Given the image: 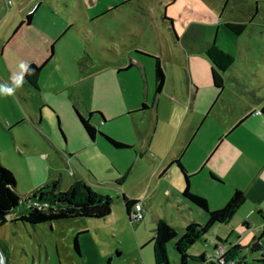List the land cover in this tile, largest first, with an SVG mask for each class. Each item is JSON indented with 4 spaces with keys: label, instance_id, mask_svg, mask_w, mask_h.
Returning <instances> with one entry per match:
<instances>
[{
    "label": "rangeland",
    "instance_id": "rangeland-1",
    "mask_svg": "<svg viewBox=\"0 0 264 264\" xmlns=\"http://www.w3.org/2000/svg\"><path fill=\"white\" fill-rule=\"evenodd\" d=\"M42 2L34 27L42 29V22L58 34L55 38L50 35L46 46V59L51 54L52 58L41 71L38 91L23 84L13 96H0V162L13 172L20 196L52 179H59L60 190L66 191L68 182L77 178L85 180L96 192L111 196L112 213L105 218H73L38 225L8 221L0 227L6 264H134L140 256L137 239L148 242L155 234L157 219L168 221L179 236L186 220L195 219L189 206L180 204L177 197L179 172L170 168L162 175L168 162L160 173L155 172L172 150L170 143L173 130L179 126L188 64L195 78L209 76L206 61L211 62L205 49L215 43L235 58L243 75L252 79V69L264 66V0ZM16 5L15 0L12 4L0 0V84L8 86H13V81H9L4 60L12 65L16 57L27 51L23 34L11 39L13 28L3 39ZM227 22L244 23L246 29L238 35L226 26ZM149 55L162 59L166 73L157 109L165 110L166 115H161L157 132L154 59ZM137 60L142 65L136 64ZM130 63L133 66L127 68ZM227 88L224 96L228 99L233 90ZM144 104L148 108L143 109ZM76 109L93 125L102 127L103 133L120 141L128 140L132 147L116 149L99 135L101 145L107 148L91 146L69 155L66 143L69 140L71 146L76 142L80 130L93 141ZM149 145L155 155L147 152ZM186 146L182 145L180 151ZM227 180L224 190H231L233 183L242 184L237 176ZM197 185L206 191L201 178ZM242 190L250 200L247 187ZM124 194L141 199L145 215L141 221L131 222ZM239 217L237 213L232 217L234 229L231 223L211 228L191 246L190 254H206L209 259L217 236L224 240L229 237L230 243L241 244L240 257H246L249 264H264L259 261L260 254L249 248L254 236L260 234L257 226L252 223L248 235L242 236L246 226ZM76 236L81 253L74 246ZM173 243L169 244L171 261L177 264Z\"/></svg>",
    "mask_w": 264,
    "mask_h": 264
},
{
    "label": "crops",
    "instance_id": "crops-1",
    "mask_svg": "<svg viewBox=\"0 0 264 264\" xmlns=\"http://www.w3.org/2000/svg\"><path fill=\"white\" fill-rule=\"evenodd\" d=\"M7 1L9 4H12V0ZM15 2L17 3V10L3 39H6L10 29L13 28L14 32L11 39H15L18 34H23L22 36L26 37L27 41V51L24 55L16 57L12 65H9L6 59L4 60L10 82L13 81L15 75L19 74V64L21 62L29 65H44L45 67L52 58L51 54L46 59L48 55L46 47L49 43L48 40L58 35L54 32L53 27H50L49 30V27L44 26L42 22L39 23L42 29H36L34 27L39 7L43 3L42 0H15ZM30 13H33V15L31 20L28 21V15ZM50 35L53 36L50 37ZM44 59L46 60L42 63ZM136 64L142 65L139 60H137ZM206 64L210 67L209 76L205 77L202 75L203 78H200V80L195 78L191 72L190 64H188L187 86L186 91L184 87L182 88L184 99L179 110L180 120H177L179 126H176L175 130H173L174 138L170 143L172 150L166 161L159 165L155 172L160 173L163 165L167 162L168 165L162 175L170 168H174L179 172L181 184L179 185V192L177 194L180 200L178 201L180 204L183 203L189 206L190 212L195 216V219L186 220L187 222L196 221L198 223L203 222L204 224L207 221L208 215L205 211L196 207L183 197L185 180L177 165L171 164L175 158L180 157L183 165L190 174L192 191L195 194L205 197L209 202L211 210L223 207L237 189L242 190L244 187H247V192L252 197V200L247 199L246 192L242 190L245 193L246 200L236 213L239 214V220L242 222V225L246 226V231L242 230L240 233L242 236L245 235L246 237L248 235L252 223H255L258 232H260V234L254 236L252 242L249 244L250 248L251 244L264 231V113L261 112L264 101V75L261 73L264 72V66L260 65L257 68L254 66L255 69H252V79H248L242 74L240 67H236L234 63L232 68L223 74V88L218 89L213 82L212 65L208 61H206ZM129 65L127 68H129ZM153 83L155 86V63ZM24 84L33 90L38 91L40 88V85L39 88H33L25 82ZM228 86L233 91L230 92L231 98L227 99L224 94ZM103 94L108 97V93L104 92ZM158 100L159 95L156 97L154 104L156 111L160 106ZM231 103L233 107H230ZM223 108H226V113H222ZM96 109L102 108L97 107ZM162 114L166 115V111L159 109L157 111L158 122L155 132H157L160 126V117ZM214 120H216V123H213ZM96 127L99 130L102 129V127L100 128L97 125ZM79 135V139L76 142L73 141L71 146L69 140L66 143L67 147L65 149L69 155L78 154L80 151L91 146L93 148L95 146L107 148L106 145H101L102 143L100 142L102 141L99 135L95 139H92L93 141L87 138L81 130L79 131ZM179 139L180 141L178 142L177 140ZM123 142L132 144V142L125 139H123ZM182 145L187 146L181 152L180 147ZM149 146L147 147V152L155 155V152H151V145ZM231 176L240 178L242 184L233 183L231 190H224L223 186L228 183L227 178ZM200 178L206 187V191L203 190L204 192L197 185V180ZM73 181L68 182L67 187H70ZM131 199H136L138 202H141L139 198ZM256 213V218H259L261 221L254 219ZM198 217L201 220H196ZM230 223L234 229L233 219L225 224L216 223L212 228ZM218 238L221 237L217 236L216 244L219 241ZM151 239L148 242L143 238L137 239L136 245L137 249L140 250V256L137 262H133L134 264H155L153 247L150 244ZM221 239L224 240L223 238ZM224 241L227 242V249L232 245L240 244L239 242H235L234 244L230 243L229 237ZM260 243L264 250V237ZM258 253L260 254V252Z\"/></svg>",
    "mask_w": 264,
    "mask_h": 264
},
{
    "label": "trees",
    "instance_id": "trees-1",
    "mask_svg": "<svg viewBox=\"0 0 264 264\" xmlns=\"http://www.w3.org/2000/svg\"><path fill=\"white\" fill-rule=\"evenodd\" d=\"M32 15L33 13L28 15V21L31 20ZM170 22V30L175 35L174 26L172 21ZM226 26L238 35L242 34L246 29V24L244 23L227 22ZM205 55L212 65L214 85L218 89H222L224 86L223 74L232 68L235 63V58L230 53L219 48L215 43L209 44L206 47ZM151 57L154 59L155 63V92L157 97L164 89L166 75L162 59L153 55ZM131 66H133V63H130L129 67ZM43 67L44 65L30 64L29 68L34 69V73L31 75L25 74L24 82L33 88H39V79ZM146 108H148V106L144 104L143 109ZM76 111L91 139H95L100 135L116 149H127L132 147V145L128 143L103 133L91 123L90 119L83 116L77 109ZM261 112L264 113V101L262 103ZM171 164L177 165L184 177L185 188L183 190V197L196 207L205 211L208 218L204 224H200L196 221L188 222L184 232L180 236L176 228L168 221L162 218L157 219L155 234L151 239L155 264H172L171 252L169 250V244L172 242H174L173 246L176 251V253H174V259H176L175 263L177 264H190L191 261H208L210 264H223L221 261L209 260L206 254L201 256L191 255L189 250L191 246L208 233L216 223L225 224L232 219L246 200L244 191L237 189L223 207L211 210L208 200L192 191L191 176L183 165L180 157L175 158ZM127 174V172L124 174L123 179L126 178ZM123 199L128 215L130 216L138 201L129 198L125 194L123 195ZM112 204L113 199L111 196L96 192L85 180L81 179H75L66 191L60 190L59 179H52L38 186L28 195L24 197L20 196L16 193V178L13 172L0 162V227L8 221H21L27 224L38 225L46 222L73 218H105L112 213ZM263 237L264 231L250 247L252 252H260L259 261L262 263H264V250L260 241ZM218 240V243H223L225 245L227 243L221 238H218ZM74 246L76 251L81 253L78 236L74 239ZM241 249L242 246L240 244L230 246L225 254V259L234 260L236 261L235 264H249L246 257H240Z\"/></svg>",
    "mask_w": 264,
    "mask_h": 264
},
{
    "label": "built area",
    "instance_id": "built-area-1",
    "mask_svg": "<svg viewBox=\"0 0 264 264\" xmlns=\"http://www.w3.org/2000/svg\"><path fill=\"white\" fill-rule=\"evenodd\" d=\"M131 221L134 222H139L144 218L143 215V206L141 202H137L130 214ZM227 252L226 245L223 243H218V245L215 247L214 253L212 256H210V260L213 261H221L223 264H235L236 261L234 260H226L225 259V254Z\"/></svg>",
    "mask_w": 264,
    "mask_h": 264
},
{
    "label": "clouds",
    "instance_id": "clouds-1",
    "mask_svg": "<svg viewBox=\"0 0 264 264\" xmlns=\"http://www.w3.org/2000/svg\"><path fill=\"white\" fill-rule=\"evenodd\" d=\"M19 74L13 77V86L0 84V96H13L17 88H21L24 84V75L33 74L34 69H30L29 65L25 62L19 64Z\"/></svg>",
    "mask_w": 264,
    "mask_h": 264
},
{
    "label": "water",
    "instance_id": "water-1",
    "mask_svg": "<svg viewBox=\"0 0 264 264\" xmlns=\"http://www.w3.org/2000/svg\"><path fill=\"white\" fill-rule=\"evenodd\" d=\"M0 264H6V258H5V254L2 250V247L0 245Z\"/></svg>",
    "mask_w": 264,
    "mask_h": 264
}]
</instances>
